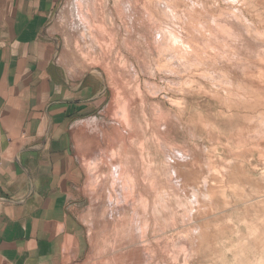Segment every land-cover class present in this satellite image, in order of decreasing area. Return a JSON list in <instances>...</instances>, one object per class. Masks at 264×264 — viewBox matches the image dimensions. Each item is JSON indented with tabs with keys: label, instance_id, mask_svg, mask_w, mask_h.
<instances>
[{
	"label": "rangeland",
	"instance_id": "374dc122",
	"mask_svg": "<svg viewBox=\"0 0 264 264\" xmlns=\"http://www.w3.org/2000/svg\"><path fill=\"white\" fill-rule=\"evenodd\" d=\"M77 221L55 264H264V0H58Z\"/></svg>",
	"mask_w": 264,
	"mask_h": 264
},
{
	"label": "crops",
	"instance_id": "0c3cea01",
	"mask_svg": "<svg viewBox=\"0 0 264 264\" xmlns=\"http://www.w3.org/2000/svg\"><path fill=\"white\" fill-rule=\"evenodd\" d=\"M57 1L0 0V264H55L77 245L69 126L97 91L55 63Z\"/></svg>",
	"mask_w": 264,
	"mask_h": 264
}]
</instances>
